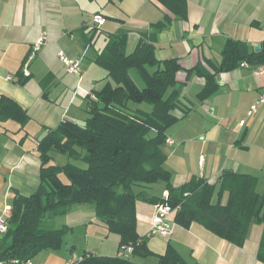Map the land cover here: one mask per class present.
Here are the masks:
<instances>
[{"label": "crops", "instance_id": "obj_1", "mask_svg": "<svg viewBox=\"0 0 264 264\" xmlns=\"http://www.w3.org/2000/svg\"><path fill=\"white\" fill-rule=\"evenodd\" d=\"M187 18L174 17L157 0H0V97L16 103L25 114L22 122L0 120V219L10 212L12 198L30 196L40 184L38 144L66 120L84 125L89 118L88 97L105 84L106 72L95 60L108 36L127 33L126 53H132L151 25L164 18L169 23L156 37L158 60L178 59L182 70L176 75L179 101L185 117L168 130L172 145H164L165 168L171 184L182 186L192 179L215 184L224 172L248 174L256 178L255 190L264 194V104L248 116L264 88V76L255 75L258 67L247 64L217 76L219 87L199 100L204 79L188 70L199 62L221 61L228 39L245 43L250 50L264 48V0H186ZM104 18L96 28L94 16ZM44 41L37 46L42 36ZM63 52L79 61L80 75L66 71L58 59ZM9 77V78H8ZM174 115L181 119L183 111ZM243 124L241 125V123ZM57 154H52V160ZM216 184L212 203L217 201ZM146 193L163 197V184H154ZM226 200V196L223 201ZM154 206L136 203V231L152 254L134 256L139 264H157L156 256L170 247L189 264H263L257 252L263 232L261 224L251 225L244 244L234 246L198 224L188 229L176 225L173 212L167 222L169 236H149ZM74 215V216H73ZM79 220L85 229L96 219L90 205L75 206L59 219L56 228L70 227ZM113 248L94 249L85 245L76 255L73 232L67 246L59 252L40 253L38 264H66L70 250L81 256H114L119 238L108 234L95 220ZM112 235V236H110ZM44 253V254H43Z\"/></svg>", "mask_w": 264, "mask_h": 264}, {"label": "trees", "instance_id": "obj_2", "mask_svg": "<svg viewBox=\"0 0 264 264\" xmlns=\"http://www.w3.org/2000/svg\"><path fill=\"white\" fill-rule=\"evenodd\" d=\"M157 1L177 19L187 18L186 0ZM168 23L164 18L151 25L130 54L126 53L125 31L108 36L95 60L105 70L106 81L88 97L89 118L82 126L63 121L40 140V184L30 196L16 194L12 198L7 216L9 228L0 240V261H29L44 251H61L72 230L67 226L56 228L53 221L75 206L90 205L106 232L118 236V251L114 256L83 254L77 264H139L132 257L152 255L136 231V203L142 201L165 204L173 210L176 225L188 229L198 224L237 247L244 244L251 225L261 224L257 260L264 264V194L256 192L255 177L224 172L215 184L201 179L179 187L171 184L163 147L168 130L188 110H183L179 101V60L160 61L155 56L156 37ZM243 62L263 65L264 48L254 51L241 41L228 39L218 64L199 62L186 71L187 78L195 74L204 79L198 99L217 91L220 73ZM176 109L183 111L181 119L174 115ZM24 118V111L16 103L0 97V120L22 122ZM52 154L65 155L67 162L62 166L52 164ZM157 183L163 184L167 197L146 193ZM217 183V201L212 203ZM123 247H131L130 256H118ZM71 251L69 256L73 255ZM156 258L157 264H189L170 247Z\"/></svg>", "mask_w": 264, "mask_h": 264}, {"label": "built area", "instance_id": "obj_3", "mask_svg": "<svg viewBox=\"0 0 264 264\" xmlns=\"http://www.w3.org/2000/svg\"><path fill=\"white\" fill-rule=\"evenodd\" d=\"M94 23L96 25V28H100L104 25V18L100 15H95ZM45 39V36L43 35L40 40L37 42V46L40 45ZM58 59L60 62L64 65L66 68V71L69 74L72 75H80L82 70L79 61L70 60L68 59L63 52H58L57 54ZM240 66L247 67L246 62H243L240 64ZM253 73L255 75H263L264 76V64L258 66ZM9 78V77H8ZM264 104V88L262 89L261 93L259 94L258 100L255 102V104L250 108L248 112V116H251L253 113L256 112V109L259 105ZM243 122L241 123V125ZM166 145H172L173 141L169 138L165 141ZM163 197H167V192L164 194ZM173 212V210L170 209L169 206L165 204H157L154 207V214L151 219V227L149 231V236L152 235H159V236H169L171 234V228L168 222L166 221L168 216ZM9 228L7 218L6 219H0V240L1 238L7 233ZM132 249L131 247H123L118 252V256L120 258H126L131 255ZM78 256L76 255H70L68 259L66 260V264H77L78 262ZM0 264H33L32 260L24 261L21 259H7L4 261H0Z\"/></svg>", "mask_w": 264, "mask_h": 264}, {"label": "rangeland", "instance_id": "obj_4", "mask_svg": "<svg viewBox=\"0 0 264 264\" xmlns=\"http://www.w3.org/2000/svg\"><path fill=\"white\" fill-rule=\"evenodd\" d=\"M140 83V86H142V83ZM142 108H147V106L141 105ZM67 162V157L65 155L57 154L54 160H52V164H56L59 166L64 165ZM61 180L63 182H66V179L63 175L60 176ZM155 207V206H154ZM67 215V214H66ZM65 216V215H64ZM74 216V215H73ZM77 219V217L75 216ZM59 219H55L53 221L54 227L58 225ZM78 220V219H77ZM95 220H93L91 225H88L85 229L83 224H79V220L73 223V226L71 229V233L73 232V235L76 240V246L75 251L77 252L76 255H80V251L85 245L92 247L94 249H106V254L108 255L110 253V250L113 248V242L112 237H106L105 231L98 225H95ZM70 233V234H71ZM112 236V235H110ZM44 254V253H43ZM41 254L37 255L35 258L32 259L33 264H38L37 262L41 259Z\"/></svg>", "mask_w": 264, "mask_h": 264}, {"label": "water", "instance_id": "obj_5", "mask_svg": "<svg viewBox=\"0 0 264 264\" xmlns=\"http://www.w3.org/2000/svg\"><path fill=\"white\" fill-rule=\"evenodd\" d=\"M259 49V47L258 46H255V50L257 51Z\"/></svg>", "mask_w": 264, "mask_h": 264}]
</instances>
